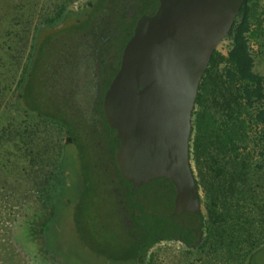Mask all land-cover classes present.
Returning <instances> with one entry per match:
<instances>
[{"label": "trees", "instance_id": "obj_1", "mask_svg": "<svg viewBox=\"0 0 264 264\" xmlns=\"http://www.w3.org/2000/svg\"><path fill=\"white\" fill-rule=\"evenodd\" d=\"M258 5L254 0H245L228 35L232 40L228 56L221 58L216 51L213 53L196 104L202 107L210 87L214 106L193 114L191 140V162L199 173L197 184L209 197L218 198V204H205L208 219L202 215L204 239L197 249L228 260L237 259L238 254L239 264H264V236L260 242L251 241L243 248V227L236 226L243 217L244 223L250 224L249 211L241 214L238 208H230L235 226L212 225L225 222L224 212L220 214L218 209L221 197L243 193L244 199H253V205L264 211L257 195L249 194L261 171L263 183L258 188L264 191V75L256 71L251 52L252 41H264V10ZM136 22L128 19L121 0H84L78 8L62 4L36 27L15 96L19 111L57 124L64 131V145L54 169L53 200L57 201L70 187L67 179L75 178L72 172L79 161L82 187L72 185L70 189L84 193L94 190L116 205L119 219L113 226L115 242L90 247L109 264H150L147 255L154 247L149 231L136 219L104 114L105 93L120 68ZM220 62L226 63L221 72ZM119 198L127 202L133 226L122 225ZM88 219L94 223L96 216ZM76 223L79 225L78 219ZM49 224L47 209L34 222L30 234L44 257L56 264H68L51 251Z\"/></svg>", "mask_w": 264, "mask_h": 264}, {"label": "water", "instance_id": "obj_2", "mask_svg": "<svg viewBox=\"0 0 264 264\" xmlns=\"http://www.w3.org/2000/svg\"><path fill=\"white\" fill-rule=\"evenodd\" d=\"M245 0H159L128 39L104 97L115 161L152 246L197 249L202 204L191 165L193 114L213 53Z\"/></svg>", "mask_w": 264, "mask_h": 264}, {"label": "rangeland", "instance_id": "obj_3", "mask_svg": "<svg viewBox=\"0 0 264 264\" xmlns=\"http://www.w3.org/2000/svg\"><path fill=\"white\" fill-rule=\"evenodd\" d=\"M82 2L0 0V264H56L39 252L30 234L33 223L47 209L49 226H52L48 232L49 242L55 255L68 264H109L90 247L96 245L101 248L107 241L115 242L113 226L119 219L116 205L94 190L84 193L83 190L76 192L70 189L72 185L82 187L79 161L75 173L72 172L75 178L67 179L70 187L57 201L53 200L54 169L64 145V131L59 125L27 115L15 106L18 81L36 35V27L62 4H67L68 8H78ZM254 2L259 4L260 10H264V0ZM231 47L232 40L226 37L216 52L219 57L226 58ZM251 52L256 71L264 75V41H252ZM225 66V62H220L219 71ZM208 90L202 107L196 104L194 113L201 108L214 106L210 87ZM194 120L195 116L193 123ZM66 164L70 167V162L66 161ZM191 165L196 180H199L196 164L192 161ZM68 175H71L70 169ZM261 175L262 171L254 179L255 188L249 194H256L257 203L260 202L262 207L264 191L258 188L263 183ZM90 181L93 184L91 178ZM242 194L221 197L218 209L220 214L224 212L222 219L225 222L223 225L218 222L211 225L235 226L231 221L234 219L229 216L230 208H238L241 214L249 211L252 216L250 224L249 221L244 223L245 217L236 224L243 227L241 240L244 239L242 245L245 248L252 242H260L258 240L264 236V211L253 205V199H244L245 195ZM199 195L202 215L207 220L205 204H218V198L209 197L203 186L199 187ZM51 203L48 207L47 204ZM90 216H96L94 223L88 219ZM78 228L84 231L81 233ZM250 234L252 237H249ZM236 256L237 259L228 260L227 257L211 255L208 250L185 249L180 243L163 241L150 249L147 261L150 264H239L238 254Z\"/></svg>", "mask_w": 264, "mask_h": 264}, {"label": "flooded vegetation", "instance_id": "obj_4", "mask_svg": "<svg viewBox=\"0 0 264 264\" xmlns=\"http://www.w3.org/2000/svg\"><path fill=\"white\" fill-rule=\"evenodd\" d=\"M121 4L123 7V10L128 15V19H134L138 22L143 16H146V15L151 16L156 12L159 6V0H121ZM115 192L116 194H119L118 189H115ZM118 201L120 204L119 212L121 214L122 225L128 226V227L133 226L134 225L133 221L128 215V210L126 207L127 202L121 198H119Z\"/></svg>", "mask_w": 264, "mask_h": 264}]
</instances>
